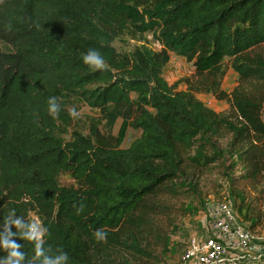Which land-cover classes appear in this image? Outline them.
<instances>
[{
  "label": "trees",
  "instance_id": "obj_1",
  "mask_svg": "<svg viewBox=\"0 0 264 264\" xmlns=\"http://www.w3.org/2000/svg\"><path fill=\"white\" fill-rule=\"evenodd\" d=\"M125 34L140 42L151 34L160 48L121 52L114 42ZM0 42V239L10 212L26 223L35 215L47 229L43 247L66 252L68 264H159L143 235L159 195L196 192L194 175L211 164L233 186L248 181L264 192V0H0ZM89 49L103 70L84 64ZM173 54L195 72L170 84ZM50 97L60 105L55 119ZM83 104L109 129L121 118L117 135L94 123L67 140L69 112ZM130 127L141 134L124 147ZM63 173L75 183L62 184ZM232 190L254 231L261 213L244 211V189ZM98 229L106 240L95 238ZM20 231L11 227V239L27 264L35 242Z\"/></svg>",
  "mask_w": 264,
  "mask_h": 264
},
{
  "label": "rangeland",
  "instance_id": "obj_2",
  "mask_svg": "<svg viewBox=\"0 0 264 264\" xmlns=\"http://www.w3.org/2000/svg\"><path fill=\"white\" fill-rule=\"evenodd\" d=\"M143 43L154 49L160 48V44L154 40L151 34L146 36V41L144 42L133 39L130 34H125L117 38L114 45L119 51L130 53L135 45ZM194 72L195 68L191 62H188L184 57L173 54L171 61L165 68L164 76L170 84H173L183 77L193 75ZM236 85L237 73L229 68L223 81V87L231 91ZM186 88L187 85L185 83H181L178 86L179 90H185ZM199 97L207 105L218 111L229 108L228 103L219 101L210 94H200ZM77 112L79 114L78 118L75 119L73 127L70 128L66 136L67 140L73 139L75 130L89 135L94 123L101 132L107 133L110 131L113 135H117L122 122L121 118L109 129L106 126V120L101 117L97 109L83 104ZM140 134V129L130 127L123 146L128 147ZM230 162L231 160H226L227 165ZM220 167V164H211L209 169L199 172L196 176L194 175L195 181L199 183L196 192H187L186 188L174 195L163 193L155 198V202L153 201V209L150 214L152 222L148 226V232L143 235L146 237V242L150 247L149 250L154 253L155 260L159 261V264L180 263L189 238L204 231V226L207 223V213L218 201L227 198L233 203L238 212L240 199L238 200L232 192L234 186L244 189L245 195H247L244 211L256 207L258 212L261 213V217L257 222L258 225L253 232L259 237L257 241L264 248V192L249 186L247 184L248 181H240L233 186L229 178L227 179L222 174V168ZM240 173L241 168H236L235 174L238 175ZM60 181L64 185L75 183L70 173H63L60 176ZM243 220L246 225L250 226L251 220ZM33 222H37L40 225V221L35 215L31 217V223ZM167 241H169L168 246ZM153 260L148 258L146 261L149 263Z\"/></svg>",
  "mask_w": 264,
  "mask_h": 264
},
{
  "label": "built area",
  "instance_id": "obj_3",
  "mask_svg": "<svg viewBox=\"0 0 264 264\" xmlns=\"http://www.w3.org/2000/svg\"><path fill=\"white\" fill-rule=\"evenodd\" d=\"M206 220L204 231L189 238L179 264H264L259 237L246 227L229 200L215 203Z\"/></svg>",
  "mask_w": 264,
  "mask_h": 264
},
{
  "label": "clouds",
  "instance_id": "obj_4",
  "mask_svg": "<svg viewBox=\"0 0 264 264\" xmlns=\"http://www.w3.org/2000/svg\"><path fill=\"white\" fill-rule=\"evenodd\" d=\"M10 27V26H9ZM84 64L88 65L94 71H100L104 69V59L101 54L95 49H89L83 56ZM48 113L54 119L58 117L60 111V105L57 103L56 97H50L48 100ZM69 115L76 119L78 118V112L75 108L71 109ZM4 230L7 234L4 239H0V247H2L7 255L0 258V264H24L26 254L20 251L22 245L12 240V236H16L17 233L11 232V227L15 226L19 228L20 235L23 239H27L35 242V256L27 261V264H68L69 256L66 252L59 250L57 255H49L51 249H45L43 247V237L47 233V229L43 228L37 222L26 223L23 217H17L14 212H10L4 219ZM95 238L100 241L106 240V235L102 230H97L94 234Z\"/></svg>",
  "mask_w": 264,
  "mask_h": 264
}]
</instances>
